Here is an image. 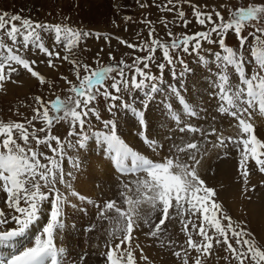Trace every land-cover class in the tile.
Returning a JSON list of instances; mask_svg holds the SVG:
<instances>
[{
    "label": "snow or ice",
    "instance_id": "snow-or-ice-1",
    "mask_svg": "<svg viewBox=\"0 0 264 264\" xmlns=\"http://www.w3.org/2000/svg\"><path fill=\"white\" fill-rule=\"evenodd\" d=\"M167 2L173 4V0ZM177 2L179 3V0ZM173 8H176L175 4ZM193 9L197 22L205 30L173 38L170 44L153 38L151 46L148 44L139 46V50L147 54L135 57L131 64H125L121 60L116 64L99 66L97 60L98 67L95 69L80 60L74 51L83 38L93 35L91 32L62 23L34 22L19 15L9 17L7 12L0 14V91L5 90L7 82L18 83L14 74L21 70L30 73L41 86L49 84L46 77L34 69L37 61L20 54V46L27 50L34 46L38 54L42 53L47 58L44 63L50 68L57 67L55 63L57 60L68 62L76 80L79 81L77 86L67 76H61L60 79L70 86L68 92L74 93V97L69 96L66 101L60 97L46 101L37 95L34 97L35 107L32 108L34 115L30 118L25 117L24 122L0 121V191L6 194L4 198L6 209L11 210L6 212L4 208H0V248L10 249L6 256L0 253V264H64L65 249L57 245L56 238L65 226L64 208L70 201L65 192L57 187L58 184L63 185L66 192L70 191V195L80 201L94 203L72 190L69 178L74 173L66 172L64 169L67 155L65 142L58 135L52 134L53 126L60 121L70 122L69 135L78 136L79 139L75 144L68 143L67 146L85 148L89 139L85 125L91 127V117L101 119L94 102L98 96H102L104 100L111 101L108 111L111 112L118 106L131 111L139 125L146 131L145 111L139 109L134 102H125V94L132 95L136 91H142L143 109H147L149 102L160 92L158 85L163 83L166 66L174 76L177 64L182 65L184 71L188 70L180 53L189 55L195 53L201 62L209 63L200 55L205 41L218 45L224 53L223 55L220 52L214 53L215 64L220 72L213 83L218 89L216 95L224 102L218 107V112L234 117L238 122L236 127L239 129L236 137L226 138L222 134L217 135L213 129L211 135L216 136L217 142H213L212 147H227L225 143L227 139L233 146L240 148L239 168L243 177L244 192L248 191L250 160L255 162L259 172L264 173V141L257 138L254 125L251 123L253 112L258 110L259 114L264 116V3H253L230 10V17L227 20L216 9L204 12L195 5ZM167 10L172 11V8ZM177 16L187 27L188 21L185 20L184 11L177 9ZM16 21H20V25H17ZM165 26L167 27L166 22ZM246 30L248 34L244 35ZM153 31L154 29L149 33L150 38ZM42 33L54 34L56 44L66 42L64 54L50 50L45 45ZM230 33L236 36L241 49L249 37L254 41L252 56L257 70L250 76L247 74V62L243 52L234 50L225 43ZM168 36L172 37L173 34L169 32ZM5 37L11 44L5 42ZM120 42L129 48L138 47L123 40ZM157 48L162 51L164 62L156 61ZM152 65L159 70L158 75L152 72ZM229 67L238 75V84L230 82ZM81 72L84 75H81ZM108 80L111 83L106 85L105 82ZM172 94L181 105L184 115L190 118L199 117L200 112L188 103L179 88H172ZM117 101L121 103L117 105ZM166 103V111L178 126L179 132L199 133L201 138L207 139L208 133L204 129L182 120L181 115L172 109L171 103ZM34 122H39L42 127L36 128ZM103 123L108 132H97L93 135L106 146V153L115 169L122 175H137L134 189L125 183L119 199L106 200L102 206H98L101 217L116 226L112 235L119 240L114 246L111 240L105 244L108 251L104 255L108 264H138L135 253L140 245L133 243V232L141 230V221L149 229L145 235L159 239L162 234L167 233L166 221L170 222L176 216H179L181 231L186 236V240L180 245L182 251L173 250L174 256L181 260V264H190L189 256L192 251L197 254L192 258L193 264H202V258L213 254L214 245H223L222 250L229 253L231 260L236 264H264V245L257 242L246 226L233 221L216 199L217 191L201 178L199 166L207 152L204 144L196 141L188 142L183 147L174 146L175 152L169 148L168 156L160 161H154L134 150L118 135L115 121L105 120ZM142 139L153 152L163 148L162 143L150 139L143 133ZM34 144L45 145L52 155L48 156L38 151ZM181 154H186L187 159H183ZM41 158L45 162H41ZM72 167L78 170L81 163L77 159H72ZM141 173L144 174L143 177L139 175ZM45 203L50 205L49 219L33 233L30 246L17 249L14 241L25 236L39 223L42 206ZM142 205H148L151 212L141 215ZM171 209H175V214L170 217ZM157 211L160 213L158 221L153 219ZM109 212L114 215H106ZM185 216L188 219H185ZM11 222H14V226L7 228ZM193 234L199 239H194ZM217 250H220L219 247ZM223 258L229 259L228 256ZM140 259L151 264L142 249Z\"/></svg>",
    "mask_w": 264,
    "mask_h": 264
},
{
    "label": "rangeland",
    "instance_id": "rangeland-1",
    "mask_svg": "<svg viewBox=\"0 0 264 264\" xmlns=\"http://www.w3.org/2000/svg\"><path fill=\"white\" fill-rule=\"evenodd\" d=\"M76 2L77 0H44L43 7L37 6L33 8V4L36 3L34 1L0 0V14L7 12L9 17L12 15H19L22 18H27L34 22L49 24L62 23L76 29L91 32L93 35L83 38L74 51L80 60L95 69L98 67L97 60L99 61V66H108L110 63L116 64L121 60H123L125 64H131L135 57L147 54L144 51H140L139 46L144 44L151 46V39L153 38L159 39L163 43L170 44L173 38H180L183 35H192L198 31L205 30L204 27L197 22L193 5L199 7L200 10L204 12L216 9L220 11L227 20L230 17V10L246 7L253 3H264V0H179V3L177 0H173V4L176 5V8H173V4H168L167 0H94V13L89 17L80 16L82 11L76 13L74 9L78 8L76 4L81 3L82 6L88 7L91 6L90 3L88 1ZM21 3H25V6L21 5ZM169 8H172V11H168L167 9ZM177 9L184 11L185 20L188 21L187 27L184 26V21L178 18ZM165 22L167 23V27L165 26ZM15 23L20 25V21H16ZM153 29L154 31L150 38L149 33ZM169 32L173 34L172 37L168 36ZM96 34L99 35L97 36ZM247 34L248 30L244 32V35ZM42 36L45 45L49 47L50 50L59 51L61 55L64 54V43L66 42L56 44L54 41V34L42 33ZM213 38H215V36ZM4 39L6 43L11 44V41L7 37ZM121 40L137 45L138 47L129 48L126 44H122L120 42ZM225 43L234 50L243 52L247 62L246 70L249 76L254 70H257L254 57L252 56V45L254 41L251 37H249L243 49L240 48L239 41L234 34L230 33ZM20 47V54L37 61V64L34 65V69L44 75L49 81V84L43 86L39 85L38 81L26 70L15 73L14 78L18 83L7 82L5 90L0 91V121L4 122L9 120L24 122L25 117L30 118L34 115L32 108L35 107L34 97L37 95L41 96L46 101H53L57 97L66 101L69 96L74 97V93L68 92L70 86L64 80L60 79L61 76H67L74 84L79 86V81L76 80L74 73L71 71V65H69L68 62L57 60L55 61L57 67L50 68L44 63L47 58L42 53L38 54V50L34 46L31 47L30 50L24 49L22 46ZM217 52H220L222 55L224 54L218 45L208 44L206 41L203 42L200 55L204 56L205 59L209 61L208 64L201 62L200 58L195 53L191 55L180 53L181 58L184 59L185 64L188 66V70L184 71L183 66L177 64L175 68L176 75L174 76L166 66L163 83L158 85L160 92L149 102L147 109H143L144 93L142 91H136L132 95L125 94V102H134L139 109L145 111L147 121L146 131L142 129L131 111L119 106L111 112L108 111L107 109L111 101L104 100L102 96H98L94 102L95 107L100 113L101 119L96 120L95 117H91V127L89 128L87 124L85 125V132L89 136L85 148L81 149L78 146H67L68 143L75 144L79 139L78 136L69 135L71 131L70 122L60 121L53 126L52 134L58 135L60 139L65 142V151L67 155L64 160V169L66 172L73 171L74 173L73 176L69 178L72 184V190L75 192H78V190L79 192L85 191L83 192V196L87 195V198H92V200H94L92 206L91 203L88 205L87 201L83 202V209H81L80 206L81 210L78 212L77 219L83 216L84 218H80L79 221L83 220L82 223H84L85 226L81 224L83 226L77 228V232L75 231V233L69 236V239L63 240L69 242L67 244L63 242L64 247H77L75 256H73L72 259L74 264H108L106 256L104 255V253L108 251L105 244L111 240L112 246H114L119 240L112 235L113 229L116 226L111 224L109 220L101 217L97 205L102 206V203L106 200L119 199L120 193L123 191V185L127 183L134 189L137 179L136 174L122 175L118 173L113 162L108 159L106 146L102 145L101 141L93 135V133L97 132H108V129L104 127L103 123L105 120L115 121L117 123L118 135L128 143L129 146L133 147L134 150L139 151L141 154L154 161H160L163 157L168 156L170 154L169 148H172V151L175 152L174 146L183 147L188 142L196 141L204 144L207 148V152L199 166L201 178L205 180L209 187L217 191L218 196L216 199L223 205L224 210L232 217L233 221L242 226H246L247 229L253 233L257 242L260 245H264V173L259 172L258 168L255 167V162L250 160L248 162V191L244 192L243 177L240 174L241 170L239 168V161L241 158L240 148L233 146L227 139L225 140L227 147H212V143L217 142L216 136L211 135L213 129L216 130L217 135L222 134L225 138L229 136L236 137L239 132V129L236 127L238 122L234 117L218 112V107L224 102H221L216 95L218 89H216V85L213 83L217 77V73L220 72V69L217 68L215 64L214 53ZM112 57L115 59H111ZM155 59L158 63L164 62L162 51L159 48H157L155 52ZM151 68L154 74H159V70L155 65H152ZM182 72L183 76L181 77ZM81 75H84V73L81 72ZM228 75L232 84L239 83L238 75L231 67L228 68ZM108 83H111V81L108 80L105 82L106 85ZM33 87H38L39 91L35 92ZM172 88H179L181 95L200 112L199 117L190 118L184 115L181 105H179L176 97L172 94ZM102 90L101 88V91ZM166 102L171 103L172 109L181 115L182 120L193 123L204 129L208 133L207 139L201 138L199 133L191 134L188 132H179L178 126L174 120L170 118L168 111H166ZM116 103L119 105L121 102L117 101ZM34 123L36 128L42 127V124L39 122ZM251 123L254 125L257 138L264 141V116H261L258 110L253 112ZM142 133L147 135L150 139L162 143L163 148L157 152H153L144 143ZM38 135L43 136L44 134L38 133ZM33 146L36 147L38 151H42L48 156L52 155L50 149L45 145L36 146L34 144ZM55 146L53 142V147ZM240 147L242 148V145ZM181 155L183 159H187L186 154ZM72 159H77L81 163V167L78 170L73 169ZM41 162L45 161L41 158ZM108 165H111L114 171H112V169H106L105 171V168H109ZM81 172L83 175L85 173V175H81ZM87 175L88 177H86ZM139 175L143 177L144 174L141 173ZM107 178L109 180H107ZM77 179H80V182L84 180L83 184L80 185L77 183ZM96 180L100 186L96 183ZM76 184H78V190ZM92 184L97 185L99 190L92 193L91 187L94 186ZM89 186L91 187L89 188ZM57 187L60 188L62 192H65V195L68 197L71 196L70 191L66 192L63 185L58 184ZM0 195L3 199L6 196L2 191H0ZM96 196H98V199ZM99 200L101 202H99ZM68 204L64 208V213L67 212ZM5 207L4 201L0 200V208L5 209ZM88 208L90 209L89 211ZM5 211L7 212L6 209ZM80 211H83V214ZM149 212H151V208L148 205H142L141 215H147ZM89 213H91V215H88ZM174 214L175 209H171L170 217ZM106 215L112 216L114 214L109 212ZM49 216L50 215L42 221L41 226L47 222ZM74 216H77V214H74ZM159 216L160 213L157 211L153 219L158 221ZM97 217H99V219ZM86 218H88V220ZM185 219H188V217L185 216ZM193 219L195 220V218ZM196 223H199V221H196ZM225 223L227 222L225 221ZM40 227H38V229ZM165 227L167 228V233L162 234L159 239L145 235L149 229L143 225V221H141V230H134L133 243H138L140 245V248L137 249L135 253L138 258V264H148V262L140 259L141 249L143 250V254L149 258L151 264H181V260L177 259L173 254V250L182 251L180 245L186 240L184 232L181 231L182 224L179 216L172 218L170 222L166 221ZM103 228L104 230L106 229V231H104ZM87 230L88 233L85 235ZM189 231H191V224H189ZM63 235L65 236L66 234L63 233ZM62 236L60 234L56 238L58 246L59 241H57V239H62ZM193 238L199 239L195 234H193ZM79 247L82 250L79 249ZM218 247L220 250H217ZM223 247V245H214L213 254L207 258H202V264H229V262H231V264H236L235 261L231 260L230 254L222 250ZM196 255L194 251L191 252L189 256L190 264H193L192 258ZM225 256H228L229 259L225 260L223 258ZM74 261H76V263Z\"/></svg>",
    "mask_w": 264,
    "mask_h": 264
},
{
    "label": "bare ground",
    "instance_id": "bare-ground-1",
    "mask_svg": "<svg viewBox=\"0 0 264 264\" xmlns=\"http://www.w3.org/2000/svg\"><path fill=\"white\" fill-rule=\"evenodd\" d=\"M30 2H36L35 4H33V8H36L37 6L38 7H41L42 5H44V0H29ZM82 1H88L89 3H90V5L91 6H88V7H85V6H82V4L80 3V2H82ZM93 1V2H92ZM77 0V2L76 3H80V4H76V5H78V8H76V9H74L75 11H76V13H78V12H80V11H82L81 13H80V16H92L93 15V13H94V8H95V5H94V0ZM124 3V2H123ZM25 4V3H24ZM23 3H21V5H24ZM20 5V6H21ZM25 6V5H24ZM31 7V6H30ZM43 7V6H42ZM85 7V8H84ZM75 14V13H74ZM203 85V84H202ZM27 86V85H26ZM25 86V87H26ZM38 86V85H37ZM34 88V91L36 92V91H39L38 89V87H33ZM31 89V88H30ZM25 90H26V88H25ZM33 90V89H32ZM200 110H202V109H200ZM202 113V112H201ZM156 114V113H155ZM153 116V115H152ZM158 119V118H157ZM162 122H164V121H162ZM161 122V123H162ZM153 124V123H152ZM159 131H160V129H159ZM136 135V134H135ZM134 136V135H133ZM139 138V137H138ZM133 141H134V139H133ZM137 142V141H136ZM139 142V141H138ZM105 154V153H104ZM101 156V155H100ZM102 157V156H101ZM83 159V158H82ZM87 159V158H86ZM85 159V160H86ZM90 159V158H89ZM88 159V160H89ZM109 159V158H108ZM101 160V159H100ZM87 161V160H86ZM99 161V160H98ZM83 162H84V160H83ZM101 162V161H100ZM109 163V162H108ZM110 163H112V162H110ZM100 164V163H99ZM100 166V165H99ZM109 166V168H105L104 170L106 171V169H112V171H114V169H113V167L111 166V165H108ZM67 167V166H66ZM87 167V166H86ZM86 167H84V168H86ZM90 167H92V166H90ZM97 167H98V165H97ZM101 167V166H100ZM92 169V168H91ZM100 169V168H99ZM102 169V168H101ZM86 170V169H85ZM80 172V171H79ZM91 172V171H90ZM102 172V171H101ZM111 172V171H110ZM116 172V171H115ZM78 173V172H77ZM82 173V172H81ZM87 173V172H86ZM96 173V172H95ZM114 173V172H113ZM103 174V173H102ZM79 175V174H78ZM81 175H83V173L81 174ZM80 175V176H81ZM84 175H85V173H84ZM83 175V176H84ZM105 175H107V174H105ZM116 175V174H115ZM95 176V175H94ZM86 177H88V175L86 176ZM100 177V176H99ZM102 177V176H101ZM110 177H112V176H110ZM80 178V177H79ZM90 178V177H89ZM94 178V177H93ZM96 178V177H95ZM81 179V178H80ZM80 179H77L78 181H77V183H79L80 185H82L83 184V182H84V180H82L81 182L79 181ZM85 179V178H84ZM97 179H98V176H97ZM106 179V178H105ZM91 180V179H90ZM93 180V179H92ZM104 180V179H103ZM102 180V181H103ZM107 180H109L108 178H107ZM99 181V180H98ZM101 182V181H100ZM110 182V181H109ZM75 183V182H74ZM96 183L98 184V182H97V180H96ZM103 183V182H102ZM75 185V184H74ZM77 185V190H78V184H76ZM79 185V186H80ZM85 185V184H84ZM89 185V184H88ZM92 185H94V184H92ZM99 185V184H98ZM87 186V185H86ZM100 186V185H99ZM91 186H89V188H90ZM82 188V187H81ZM92 189H91V191H92V193L94 192V191H98L99 190V188H98V186L97 185H94V186H92L91 187ZM83 189V188H82ZM88 189V188H87ZM81 190V189H80ZM89 191V190H88ZM83 192H85V191H83ZM83 192H79V190H78V192L77 193H79L80 195H82L83 196ZM90 192V191H89ZM96 193V192H95ZM88 194H90V193H88ZM98 194V193H97ZM90 195H92V194H90ZM99 195V194H98ZM85 197L87 196V195H84ZM3 197H4V194H3ZM98 196H96V198H97ZM0 200L1 201H4V199L1 197V195H0ZM94 198V197H93ZM91 201H94V200H92V198H89ZM98 199V198H97ZM71 200V201H70ZM69 204H68V206H67V212H65L64 213V215H63V220H64V228L61 230V236L63 235V233L64 234H66L65 236L63 235L61 238L62 239H60V240H58L57 239V241H59V246H62V247H64L63 246V242H65V244H67V243H69V242H67V241H63L64 239H69L68 237L69 236H71L73 233H75V231L77 230V228H81V226H83L84 225V223H82V221H79V219L80 218H84L83 216H80L78 219H77V217H78V212H79V210H81V209H83L82 207L84 206L83 204V202L82 201H80L77 197H74V196H70L69 197ZM101 201H102V199H101ZM100 200H99V202H101ZM98 202V203H99ZM103 204V203H102ZM88 205H89V202H88ZM93 205V203H91V206ZM80 206H81V209H80ZM97 206H99V205H97ZM93 208H95V207H93ZM5 209H6V207H5ZM99 209V208H98ZM7 210V212H9V211H11V210H8V209H6ZM90 209L88 208V211H89ZM93 211H94V209H93ZM98 211V210H97ZM100 211V210H99ZM81 212V211H80ZM85 212V211H84ZM82 214H83V211L81 212ZM93 213V212H92ZM100 213V212H99ZM74 214L76 215L77 214V216H74ZM96 215L98 214V213H95ZM95 214H94V216H95ZM48 215H50V207H49V204L48 203H45L43 206H42V210H41V217H40V221H39V223L37 224V225H35L34 226V228L33 229H31L25 236H23V237H20V238H17V240L16 241H14V244H15V247L17 248V249H19V248H21V247H25V246H30L31 245V243H32V241H33V233L36 231V230H38V227H40L41 226V223H42V221L48 216ZM88 215H91V213H89ZM99 215V214H98ZM93 216V215H92ZM90 217V216H89ZM66 218H67V220H66ZM94 218V217H93ZM98 219H99V217H97ZM87 220H88V218H86ZM90 219V218H89ZM96 219V218H95ZM91 220V219H90ZM93 220V219H92ZM92 222H94V221H92ZM91 222V223H92ZM81 224H83V225H81ZM101 225V224H100ZM14 226V222H11V223H9L6 227L7 228H11V227H13ZM85 226V225H84ZM93 226V225H92ZM102 226V225H101ZM101 226H99V227H101ZM109 228V227H108ZM86 229V228H85ZM100 229V228H99ZM102 229V228H101ZM89 230V229H88ZM88 230L85 232V235L88 233ZM103 230H104V228H103ZM104 231H106V229L104 230ZM104 231H103V233H104ZM77 232V231H76ZM100 232H102V231H100ZM80 233V232H79ZM84 233V232H83ZM60 238V237H59ZM79 238V237H78ZM71 239V238H70ZM73 239V238H72ZM71 239V240H72ZM80 239V238H79ZM74 240V239H73ZM72 242V241H71ZM78 244V243H77ZM95 244V243H94ZM83 245V244H82ZM103 245V244H102ZM104 246V245H103ZM74 247H76V246H74ZM80 247H81V245H80ZM79 247V249H81ZM64 249H65V255H64V257H63V260H64V264H74L73 263V256H75V251H76V249H77V247L76 248H72V247H68V246H66V247H64ZM82 250V249H81ZM9 251H10V249L9 248H0V253H3L5 256L6 255H8L9 254ZM79 255V254H78ZM78 255H77V257H78ZM85 258V257H84ZM107 259V258H106ZM82 260H84V259H82ZM75 263H76V261H74ZM84 262V261H83ZM88 262H90V261H88ZM93 262V261H92ZM86 264V263H85Z\"/></svg>",
    "mask_w": 264,
    "mask_h": 264
}]
</instances>
